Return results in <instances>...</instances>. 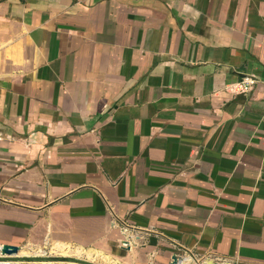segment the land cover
Wrapping results in <instances>:
<instances>
[{
	"label": "crops",
	"instance_id": "0c3cea01",
	"mask_svg": "<svg viewBox=\"0 0 264 264\" xmlns=\"http://www.w3.org/2000/svg\"><path fill=\"white\" fill-rule=\"evenodd\" d=\"M1 244L264 264V0H0Z\"/></svg>",
	"mask_w": 264,
	"mask_h": 264
},
{
	"label": "water",
	"instance_id": "95a60500",
	"mask_svg": "<svg viewBox=\"0 0 264 264\" xmlns=\"http://www.w3.org/2000/svg\"><path fill=\"white\" fill-rule=\"evenodd\" d=\"M128 242V241H124ZM21 246L16 244H1L0 245V262L20 261L23 264H47V262H76L80 264H97L88 260H82L70 255H21ZM172 264H181L180 256L174 255ZM197 264H231L229 262L210 261L209 263L197 261Z\"/></svg>",
	"mask_w": 264,
	"mask_h": 264
},
{
	"label": "rangeland",
	"instance_id": "374dc122",
	"mask_svg": "<svg viewBox=\"0 0 264 264\" xmlns=\"http://www.w3.org/2000/svg\"><path fill=\"white\" fill-rule=\"evenodd\" d=\"M25 254L27 255H57V256H63V255H70L72 257H76L82 260H88L93 263L97 264H126L121 256H117L113 253H106V252H99L94 250H87L83 251L81 248H58L56 246H48L47 249H42L38 251H25ZM24 254V253H22ZM22 264V262H20ZM34 264V263H33ZM47 264H80L76 262H47Z\"/></svg>",
	"mask_w": 264,
	"mask_h": 264
},
{
	"label": "built area",
	"instance_id": "2783aa9c",
	"mask_svg": "<svg viewBox=\"0 0 264 264\" xmlns=\"http://www.w3.org/2000/svg\"><path fill=\"white\" fill-rule=\"evenodd\" d=\"M250 83H253V81H252V80H251V81H244V82L241 84V86H242V90H247V89L249 88V84H250ZM124 245H127V243H124ZM216 261H219V262H226V261H221L220 258H219V259L217 258Z\"/></svg>",
	"mask_w": 264,
	"mask_h": 264
},
{
	"label": "bare ground",
	"instance_id": "6f19581e",
	"mask_svg": "<svg viewBox=\"0 0 264 264\" xmlns=\"http://www.w3.org/2000/svg\"><path fill=\"white\" fill-rule=\"evenodd\" d=\"M20 252H22V253L25 254V252L23 251L22 248H21V251H20ZM0 264H20V261H14V262H12V261L0 262ZM22 264H23V262H22Z\"/></svg>",
	"mask_w": 264,
	"mask_h": 264
}]
</instances>
